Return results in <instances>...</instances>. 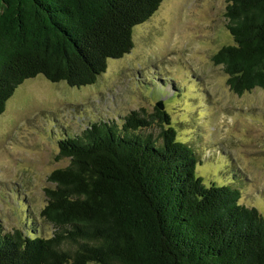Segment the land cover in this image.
<instances>
[{"label":"trees","instance_id":"16d2710c","mask_svg":"<svg viewBox=\"0 0 264 264\" xmlns=\"http://www.w3.org/2000/svg\"><path fill=\"white\" fill-rule=\"evenodd\" d=\"M164 0H0V115L44 76L94 86L134 48ZM234 44L213 55L237 95L264 91V0H225ZM154 125L155 137L141 131ZM166 111H131L58 139L41 231L0 228V264H264V215L232 184H204L200 159ZM29 219L28 221H30Z\"/></svg>","mask_w":264,"mask_h":264},{"label":"rangeland","instance_id":"374dc122","mask_svg":"<svg viewBox=\"0 0 264 264\" xmlns=\"http://www.w3.org/2000/svg\"><path fill=\"white\" fill-rule=\"evenodd\" d=\"M225 0H164L134 28V48L94 86L70 87L44 76L26 80L0 115V228L41 231L49 175L69 165L56 159L58 139L81 135L93 122L122 126L131 111L151 116L157 103L171 117L178 140L200 159L204 184H232L240 204L264 215V91L235 94L213 55L234 44ZM158 125L142 134H159ZM31 219L30 221H28Z\"/></svg>","mask_w":264,"mask_h":264},{"label":"water","instance_id":"95a60500","mask_svg":"<svg viewBox=\"0 0 264 264\" xmlns=\"http://www.w3.org/2000/svg\"><path fill=\"white\" fill-rule=\"evenodd\" d=\"M156 106L158 109L163 110V104L162 103H157Z\"/></svg>","mask_w":264,"mask_h":264}]
</instances>
